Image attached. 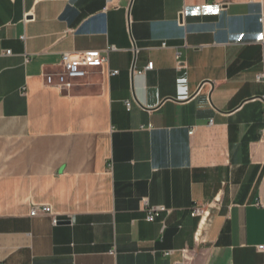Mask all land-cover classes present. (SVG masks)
I'll return each instance as SVG.
<instances>
[{"label": "crops", "instance_id": "0c3cea01", "mask_svg": "<svg viewBox=\"0 0 264 264\" xmlns=\"http://www.w3.org/2000/svg\"><path fill=\"white\" fill-rule=\"evenodd\" d=\"M260 73L264 0H0V264H264Z\"/></svg>", "mask_w": 264, "mask_h": 264}, {"label": "built area", "instance_id": "2783aa9c", "mask_svg": "<svg viewBox=\"0 0 264 264\" xmlns=\"http://www.w3.org/2000/svg\"><path fill=\"white\" fill-rule=\"evenodd\" d=\"M112 0H108V3H111ZM165 45V44H164ZM114 49V47H109L107 51ZM11 51H6V54H10ZM107 58L100 56L98 53H83L75 54L66 52L62 55V70L58 73H47L45 74V82L48 86H53L59 90H67L71 86V83L75 80L86 77L88 74L87 68L89 66H99L105 63ZM153 63L150 62L147 66V69H152ZM118 73L117 70L112 71L111 74ZM259 81L264 80V73L257 75ZM25 93V92H23ZM127 106H130V103H127ZM213 121H210L212 124ZM149 125L148 127H150ZM193 133V130L190 131V134ZM264 134V129H263ZM143 209L146 212V220L155 221L159 218L163 212H168L169 210L163 205H150L147 199L143 200ZM205 207L202 205H196L192 209V214L195 216H202L205 213ZM51 208L48 206L43 207H34L31 211V215H38L40 213L49 214ZM58 218L53 217V222L58 223ZM259 250H264V244L258 246ZM172 251H166L165 254H170ZM184 254L188 253V250H183ZM112 254L115 253L114 250L111 251Z\"/></svg>", "mask_w": 264, "mask_h": 264}, {"label": "water", "instance_id": "95a60500", "mask_svg": "<svg viewBox=\"0 0 264 264\" xmlns=\"http://www.w3.org/2000/svg\"><path fill=\"white\" fill-rule=\"evenodd\" d=\"M64 222H69V221H64Z\"/></svg>", "mask_w": 264, "mask_h": 264}]
</instances>
